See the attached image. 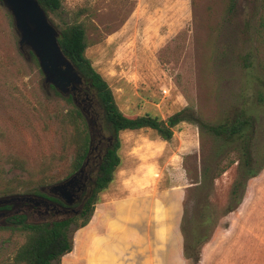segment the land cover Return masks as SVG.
Masks as SVG:
<instances>
[{"label": "rangeland", "instance_id": "1", "mask_svg": "<svg viewBox=\"0 0 264 264\" xmlns=\"http://www.w3.org/2000/svg\"><path fill=\"white\" fill-rule=\"evenodd\" d=\"M263 11L264 0H235L234 7L232 0H64L62 8L48 17L59 33L72 23L85 28L86 56L109 82L127 115L167 119L185 110L206 125H219L240 114L253 116L257 120L253 169L259 172L264 164ZM19 40L14 18L0 0V191L11 179H32L45 184L42 190L51 195L50 185L69 179L75 131L70 114L76 107L84 116L81 127L89 133L100 129L104 137L100 144L97 137L93 145L88 168L93 180L98 156L109 138L95 92L88 91L92 101L69 102L45 83L37 58L30 50L22 52ZM189 128L198 129L200 146L197 153L185 156L184 211L187 208L188 215L198 220L201 215L212 217L200 264H264V184L246 200L255 177L242 176L237 162L241 152L235 144L188 121L174 133L179 136ZM118 154L121 161L125 159L122 141ZM15 160L24 161L29 172L17 167ZM240 179L247 182L242 202L227 214L235 207L231 190ZM26 190L19 187L17 193ZM17 212L28 214V223L64 217L54 212L43 216L38 208L19 203L8 214ZM85 219L80 217L71 225L73 248L60 264L100 263L95 259L99 244L93 246L87 228L90 222L81 227ZM182 236L184 244L185 238L191 239L190 224ZM24 242L25 234L0 215V264H17L14 256ZM107 259L104 264L122 261Z\"/></svg>", "mask_w": 264, "mask_h": 264}, {"label": "trees", "instance_id": "2", "mask_svg": "<svg viewBox=\"0 0 264 264\" xmlns=\"http://www.w3.org/2000/svg\"><path fill=\"white\" fill-rule=\"evenodd\" d=\"M39 3L48 15L49 13L59 11L63 6L64 0H39ZM234 6L235 0H232V7ZM260 27L264 30V11L260 20ZM59 43L65 55L82 75L84 84L90 86L95 92L103 111V129L108 132V139H111V141L107 140L106 147L101 155L98 156L97 170L95 178L91 183V191L86 196L84 209L79 216H65L55 221L41 223H28L26 216L22 214L13 215L7 219L9 224L25 234V242L19 247L14 256L15 263L53 264L56 262V264H60L61 257L72 251L73 243L69 234L71 225L80 217H86L81 227L86 226L91 221L95 205L99 201V194L113 181L114 174L121 163V158L118 154L121 148L119 136L121 131L153 129L158 132L162 139L170 141L174 137L175 128L181 122L188 121L197 124L201 128L208 129L214 135L221 137L227 144H235L234 149L241 152V158L237 162L242 176L249 175V178H254L264 169V164L259 172L253 169L256 157L252 142H254L255 129L257 127V120L253 116L240 114L219 125H206L197 117L186 115L185 110L177 112L167 119H161L151 114L127 115L120 109L109 82L97 71L92 61L86 56L88 44L85 28L79 23L67 25L60 32ZM65 97H67L69 102L76 105V101L71 95ZM70 115L73 119L75 131L71 137L74 153L71 160L69 178L77 174L83 167L85 169L89 168L94 142L97 137L102 135L100 129L97 130V134L93 131L89 133L81 127L84 116L82 111L77 107L72 110ZM14 163L17 167L29 172L24 161L15 160ZM235 163L232 162V164ZM209 170L210 168L208 167L206 172H209ZM221 171L220 174L224 173L225 169ZM210 182L213 184L212 180ZM36 183L38 182H34L32 179L21 180L14 178L6 183L0 193L4 196L3 198L18 195H44L42 189L45 187V184ZM246 186L247 182L243 179L234 183L231 196L235 200V207L229 208L226 212L227 214L237 210L242 202ZM19 187L26 188L27 193L18 194L17 190ZM13 204L0 207L8 208ZM211 222L212 217L210 215H201L198 220L188 215L187 208L184 211L182 233H184V236L187 235L188 224L191 225L192 230L191 239L189 237L185 238L184 254L191 264H200L202 260L201 249L210 240L212 232ZM202 225H206V229H201Z\"/></svg>", "mask_w": 264, "mask_h": 264}, {"label": "crops", "instance_id": "3", "mask_svg": "<svg viewBox=\"0 0 264 264\" xmlns=\"http://www.w3.org/2000/svg\"><path fill=\"white\" fill-rule=\"evenodd\" d=\"M149 131L119 134L125 159L87 226L93 246L99 244V264L106 257L121 264H187L181 230L188 182L185 156L198 152L200 133L197 128L179 136L175 131L166 141ZM261 184L264 171L251 182L246 200Z\"/></svg>", "mask_w": 264, "mask_h": 264}, {"label": "water", "instance_id": "4", "mask_svg": "<svg viewBox=\"0 0 264 264\" xmlns=\"http://www.w3.org/2000/svg\"><path fill=\"white\" fill-rule=\"evenodd\" d=\"M11 12L19 33L22 52L30 50L37 58L45 76V83L64 96L74 94L84 79L72 61L65 55L59 43L60 33L50 22L39 0H1ZM83 167L68 180L49 187L50 194L58 195L68 205L78 198L84 177ZM17 201H35L33 196H12L0 199V206Z\"/></svg>", "mask_w": 264, "mask_h": 264}, {"label": "flooded vegetation", "instance_id": "5", "mask_svg": "<svg viewBox=\"0 0 264 264\" xmlns=\"http://www.w3.org/2000/svg\"><path fill=\"white\" fill-rule=\"evenodd\" d=\"M89 90H92L90 86H86L85 84L79 86V88L74 92V94H71V96L75 99L76 102H81L80 100L84 101H92V98L89 95ZM101 139L98 140V143H102L103 136L100 135ZM108 141H111V139H108ZM104 150V149H103ZM93 151V149H92ZM103 152V151H102ZM92 155V154H91ZM101 155V154H100ZM99 155V156H100ZM91 160V159H90ZM84 179L82 180L80 186L81 189L78 191L77 195L78 198H76V201L73 205H68L64 199H62L58 195H47L43 191L44 195L40 196H33L35 201L29 202V201H17L15 204L19 203L22 206L31 205L35 208H38V212L40 215L43 216H49L54 212L57 215L60 216H79L84 209V201L86 199V196L91 191V183L94 180H91L92 178L89 176L88 169H85L84 172ZM13 204V203H12ZM15 204L11 205L10 207H0V215L1 217L10 218L13 215H19V213L15 214H8L11 207H13ZM77 206L78 209H74V207ZM22 215H25L26 218H28V214L22 213Z\"/></svg>", "mask_w": 264, "mask_h": 264}]
</instances>
